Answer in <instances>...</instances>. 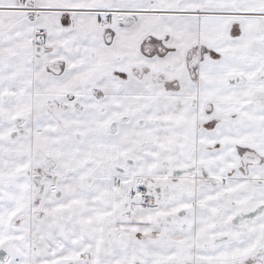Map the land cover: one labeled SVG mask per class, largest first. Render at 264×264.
<instances>
[{
    "label": "snow or ice",
    "instance_id": "6c2138e0",
    "mask_svg": "<svg viewBox=\"0 0 264 264\" xmlns=\"http://www.w3.org/2000/svg\"><path fill=\"white\" fill-rule=\"evenodd\" d=\"M0 264H264V0H0Z\"/></svg>",
    "mask_w": 264,
    "mask_h": 264
}]
</instances>
